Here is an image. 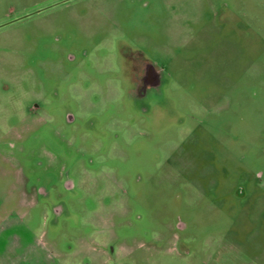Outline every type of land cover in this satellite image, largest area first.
Instances as JSON below:
<instances>
[{
  "label": "rangeland",
  "instance_id": "rangeland-1",
  "mask_svg": "<svg viewBox=\"0 0 264 264\" xmlns=\"http://www.w3.org/2000/svg\"><path fill=\"white\" fill-rule=\"evenodd\" d=\"M0 264H264V0H0Z\"/></svg>",
  "mask_w": 264,
  "mask_h": 264
},
{
  "label": "flooded vegetation",
  "instance_id": "flooded-vegetation-1",
  "mask_svg": "<svg viewBox=\"0 0 264 264\" xmlns=\"http://www.w3.org/2000/svg\"><path fill=\"white\" fill-rule=\"evenodd\" d=\"M139 78L142 79V82L144 83V85L148 86V87H151L153 85H155L157 83V76L155 74V72L153 71V69L150 67V66H145L144 68H142V70L140 71V74H139ZM140 79V80H141ZM7 145H9L10 147H14V144L13 143H9L7 142ZM66 187L67 188H73L74 187V182L72 180H68L67 183H66ZM34 192L35 194L38 195V191L41 192V194H43L44 196L47 195V192H46V189L43 188L42 186L39 187V186H34ZM40 189V190H38ZM56 212L57 213H60V209L59 207H56Z\"/></svg>",
  "mask_w": 264,
  "mask_h": 264
},
{
  "label": "crops",
  "instance_id": "crops-1",
  "mask_svg": "<svg viewBox=\"0 0 264 264\" xmlns=\"http://www.w3.org/2000/svg\"><path fill=\"white\" fill-rule=\"evenodd\" d=\"M14 260V259H13ZM13 262H16V261H13Z\"/></svg>",
  "mask_w": 264,
  "mask_h": 264
}]
</instances>
